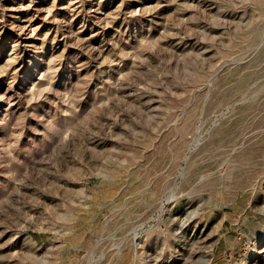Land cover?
I'll list each match as a JSON object with an SVG mask.
<instances>
[{
  "label": "rangeland",
  "instance_id": "rangeland-1",
  "mask_svg": "<svg viewBox=\"0 0 264 264\" xmlns=\"http://www.w3.org/2000/svg\"><path fill=\"white\" fill-rule=\"evenodd\" d=\"M0 264H264V0H0Z\"/></svg>",
  "mask_w": 264,
  "mask_h": 264
}]
</instances>
